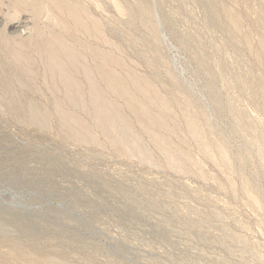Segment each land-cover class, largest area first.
<instances>
[{
	"label": "rangeland",
	"instance_id": "374dc122",
	"mask_svg": "<svg viewBox=\"0 0 264 264\" xmlns=\"http://www.w3.org/2000/svg\"><path fill=\"white\" fill-rule=\"evenodd\" d=\"M0 9V264H264V0Z\"/></svg>",
	"mask_w": 264,
	"mask_h": 264
},
{
	"label": "bare ground",
	"instance_id": "6f19581e",
	"mask_svg": "<svg viewBox=\"0 0 264 264\" xmlns=\"http://www.w3.org/2000/svg\"><path fill=\"white\" fill-rule=\"evenodd\" d=\"M49 1H50V0H49ZM27 2H28V1H27ZM27 2H26V3H27ZM45 2H46V1H45ZM65 2H66V1H65ZM36 3H37V2H36ZM49 3H50L51 6H52V4L54 3V1H52V3H51V2H49ZM69 4H70V3H69ZM53 5H54V6H52V8L54 7V8H53V11H54V9H55V6H56V10H55L56 12H57V10H59V9L62 7L60 10H65V11H64V14L66 13L68 17L71 16V17L75 20V21H74V20H73V21L77 23V21H78V13H79L80 11L82 12V10H80L81 8L79 9V8H78L77 6H75V5H68V4H67L66 6H64L63 3H62V1H61V3H60V2H55ZM41 6H42V5H40L39 7H41ZM42 7H43V6H42ZM43 8H44V7H43ZM44 9L46 10L47 7L44 8ZM0 10H1V9H0ZM42 10H43V9H42ZM60 10H59V13H61ZM35 11H36V10H35ZM84 11H85V10H84ZM10 12H11V11H10ZM16 12H17V11H16ZM18 12H19V11H18ZM40 12H41V11H39V13H40ZM81 12H80V14H81ZM1 13H2V12H1ZM42 13H43V12H42ZM11 14H12V13H11ZM57 14H58V13H57ZM61 14H62V13H61ZM61 14H60V15H61ZM66 14H65V16H66ZM39 15H40V14H39ZM42 15H43V14H42ZM60 15H59V16H60ZM48 16H49V15H48ZM67 16H66V18H68ZM3 17H4V16H3ZM71 17H70V18H71ZM80 17H81V16H80ZM5 18H6V17H5ZM9 21H10V20H9ZM93 21H94V19H93ZM95 21H96V20H95ZM71 23H72V22H71ZM86 23H87V22H86ZM90 23H91V22H90ZM23 24H24V23H23ZM55 24H56V23H55ZM96 25H98V24H96ZM16 26H17V25H16ZM61 26H62V25H61ZM88 26H89V25H88ZM85 27L87 28V25H86ZM90 27H91V26H90ZM17 28H18V27H17ZM67 28H68V27H67ZM94 28H95V27H94ZM63 29H64V28H63ZM96 29H97V28H96ZM79 30H80V29H79ZM85 30H86V29H85ZM89 30H90V29H89ZM37 31H38V30H37ZM93 31H94V30H93ZM13 32H14V31H13ZM97 32H98V31H97ZM97 32H96V33H97ZM91 33H92V32H91ZM5 34H6V33H5ZM99 35H100V34H99ZM42 37H43V36H42ZM57 37H58V36H57ZM97 37H98V36H97ZM17 40H18V39H17ZM92 40H93V39H92ZM18 41H19V40H18ZM47 41H49V40H47ZM50 41H51V40H50ZM52 41H53L54 44H56V42H57L58 44H61V42H59L60 40H59L58 38H55V37H54V39H52ZM43 42H44V39H43ZM50 43H51V42H50ZM6 44H7V43H6ZM47 44H48V42H47ZM54 44H51V45H54ZM58 44H56V45L58 46ZM67 44H68V43H67ZM51 45H50V46H51ZM5 46H7V45H5ZM47 46H48V45H47ZM50 46H48V47H50ZM60 46H61V45H60ZM60 46H59V47H60ZM63 46H64V45L61 46V48H63V49H62V50H63V53L65 52L66 55H69V53H73L72 51H70V50H72V49H69V48H67L66 46H65V47H63ZM45 47H46V46H45ZM45 47H44V49H45ZM80 47H81V46H80ZM21 49H22V48H21ZM21 49H20V50H21ZM53 49H54V48H53ZM38 50H39V49H38ZM49 50L52 51V49H50V48H49ZM49 50H48V53H49ZM80 50H81V49H80ZM60 52H61V50H60ZM68 52H69V53H68ZM17 53H18V52H17ZM65 53L63 54V56L65 55ZM49 54H50V53H49ZM51 54L54 56L53 51L51 52ZM51 54H50V55H51ZM61 54H62V53H61ZM7 55H8V54H7ZM50 55H48V56H50ZM52 55H51V57H48L49 62H50V60H51L50 66H51L52 69H56L55 67L57 66V61H58V59L55 57V56H56V55H55L54 57L57 59V61H55L56 59H54V57L52 58ZM95 55H96V54H95ZM70 56H71V55H70ZM20 57H21V56H20ZM22 57H23V56H22ZM22 57H21V58H22ZM71 58L74 59V58H73V54H72V57H71ZM24 60H25V59H24ZM27 60H28V59H27ZM43 60H44V59H43ZM46 60H47V59H46ZM71 61H72V60H71ZM74 61H75V60H74ZM58 63H59V61H58ZM47 64H48V63H47ZM100 64H101V63H100ZM53 67H54V68H53ZM57 67H59V66H57ZM2 69H3V68H2ZM22 69H23V68H22ZM82 69H83V68H82ZM61 71H62V70H61ZM105 74H106V72H105ZM84 75H85V74H84ZM51 76H52V75H51ZM86 76H87V75H86ZM110 76H111V74H110ZM26 78H27V77H26ZM66 78H67V77H66ZM109 78H110V77H109ZM109 78H108V79H109ZM112 78H113V77H112ZM114 79H115V78H114ZM114 79H112V80L109 79V80H110V85H114L113 88H114L115 85H116ZM25 80H26V79H25ZM70 80H71V79H70ZM65 81H66V80H65ZM71 81H72V80H71ZM74 82H75V81H74ZM74 82H73V83H74ZM78 86H79V85H78ZM88 86H89V84H88ZM70 87H71V86H70ZM73 87H75V86L73 85ZM73 87L71 88L72 90H73ZM64 88H65V87H64ZM66 88H67V85H66ZM71 89H70V90H71ZM74 89H76V88H74ZM115 89H116V88H115ZM119 89H120V90H119ZM119 89H118V91H119L118 94H119V95H121V96H122V95H126V92H125L124 89H122V88H119ZM116 91H117V89H116ZM78 92H79V91H78ZM69 94H70V93H69ZM71 94H72V93H71ZM72 96H73V95H72ZM126 96H127V95H126ZM76 97H77V96H76ZM72 98H73V97H72ZM16 100H17V99H16ZM26 103H27V102H26ZM21 104H22V102H21ZM99 104H100V102H99ZM102 104H104V103H102ZM23 105H24V104H23ZM33 106H34V105H33ZM96 106H97V105H96ZM31 107H32V106H31ZM27 108H28V107H27ZM149 118H150V117H149ZM102 119H103V118H102ZM106 119H107V118H106ZM108 120H109V119H108ZM103 121H104L103 123H104L105 125H106V124L108 125L109 122H107V121H105V120H103ZM110 122H111V121H110ZM190 122H191V121H190ZM156 124H157V123H156ZM120 133H121V132H120ZM115 135H116V134H115Z\"/></svg>",
	"mask_w": 264,
	"mask_h": 264
}]
</instances>
